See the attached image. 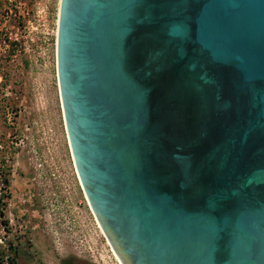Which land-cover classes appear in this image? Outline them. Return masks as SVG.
I'll use <instances>...</instances> for the list:
<instances>
[{
	"label": "water",
	"instance_id": "obj_1",
	"mask_svg": "<svg viewBox=\"0 0 264 264\" xmlns=\"http://www.w3.org/2000/svg\"><path fill=\"white\" fill-rule=\"evenodd\" d=\"M57 72L121 264H264V0H60Z\"/></svg>",
	"mask_w": 264,
	"mask_h": 264
},
{
	"label": "rangeland",
	"instance_id": "obj_2",
	"mask_svg": "<svg viewBox=\"0 0 264 264\" xmlns=\"http://www.w3.org/2000/svg\"><path fill=\"white\" fill-rule=\"evenodd\" d=\"M9 2L0 0V159L11 191L0 218V264H12L7 246L21 234L58 256L121 264L88 203L69 144L57 72L60 0ZM2 188L0 180V195Z\"/></svg>",
	"mask_w": 264,
	"mask_h": 264
},
{
	"label": "flooded vegetation",
	"instance_id": "obj_3",
	"mask_svg": "<svg viewBox=\"0 0 264 264\" xmlns=\"http://www.w3.org/2000/svg\"><path fill=\"white\" fill-rule=\"evenodd\" d=\"M9 1V4L12 5V0ZM9 175V170H7L9 185L5 201L11 196ZM9 252L12 255V264H91L90 261L75 253L58 256V253L51 247L34 248L32 238L25 234H21L16 240L13 238L10 240Z\"/></svg>",
	"mask_w": 264,
	"mask_h": 264
},
{
	"label": "trees",
	"instance_id": "obj_4",
	"mask_svg": "<svg viewBox=\"0 0 264 264\" xmlns=\"http://www.w3.org/2000/svg\"><path fill=\"white\" fill-rule=\"evenodd\" d=\"M5 167H6V165H5L4 158H1L0 159V168H1L0 180H1V183L3 184V188H2L3 193H1V195H0V218H2L4 216V208L6 205L5 199L7 197L6 191H7L8 185H9L8 178H7V171H5V172L3 171V170H5L4 169ZM7 250L9 251V246H7Z\"/></svg>",
	"mask_w": 264,
	"mask_h": 264
},
{
	"label": "bare ground",
	"instance_id": "obj_5",
	"mask_svg": "<svg viewBox=\"0 0 264 264\" xmlns=\"http://www.w3.org/2000/svg\"><path fill=\"white\" fill-rule=\"evenodd\" d=\"M115 253V252H114ZM116 254V253H115ZM117 256V255H116ZM118 257V256H117ZM120 261V260H119Z\"/></svg>",
	"mask_w": 264,
	"mask_h": 264
}]
</instances>
